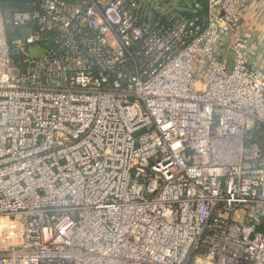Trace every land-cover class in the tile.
Segmentation results:
<instances>
[{
  "label": "built area",
  "instance_id": "built-area-1",
  "mask_svg": "<svg viewBox=\"0 0 264 264\" xmlns=\"http://www.w3.org/2000/svg\"><path fill=\"white\" fill-rule=\"evenodd\" d=\"M0 264H264V0L0 9Z\"/></svg>",
  "mask_w": 264,
  "mask_h": 264
},
{
  "label": "rangeland",
  "instance_id": "rangeland-1",
  "mask_svg": "<svg viewBox=\"0 0 264 264\" xmlns=\"http://www.w3.org/2000/svg\"><path fill=\"white\" fill-rule=\"evenodd\" d=\"M139 1L143 2V6L145 10H147L150 14L166 12L174 8L183 9L190 5H193V3L196 2V0H139ZM29 55L30 57L33 58L40 57L43 55V52L38 47L33 46L29 49Z\"/></svg>",
  "mask_w": 264,
  "mask_h": 264
},
{
  "label": "trees",
  "instance_id": "trees-1",
  "mask_svg": "<svg viewBox=\"0 0 264 264\" xmlns=\"http://www.w3.org/2000/svg\"><path fill=\"white\" fill-rule=\"evenodd\" d=\"M37 0H0V9L9 12L28 9Z\"/></svg>",
  "mask_w": 264,
  "mask_h": 264
},
{
  "label": "crops",
  "instance_id": "crops-1",
  "mask_svg": "<svg viewBox=\"0 0 264 264\" xmlns=\"http://www.w3.org/2000/svg\"><path fill=\"white\" fill-rule=\"evenodd\" d=\"M252 32H253L254 34H258V31H257V30H252Z\"/></svg>",
  "mask_w": 264,
  "mask_h": 264
}]
</instances>
